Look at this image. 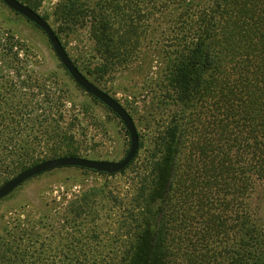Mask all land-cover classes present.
<instances>
[{
    "label": "trees",
    "instance_id": "trees-1",
    "mask_svg": "<svg viewBox=\"0 0 264 264\" xmlns=\"http://www.w3.org/2000/svg\"><path fill=\"white\" fill-rule=\"evenodd\" d=\"M19 1L37 11L44 0ZM53 16L61 31L87 28L105 73L139 57L153 22V153L137 163L139 140L119 172L135 165L110 240L121 249L100 260L264 264L253 198L264 185V0H58ZM13 43L0 46V182L49 158L95 159L83 120L96 122L91 106L101 102L65 69L48 85L22 74L31 63ZM12 228L0 232V264L40 262L45 253L20 248ZM72 238L41 264L87 257L86 242Z\"/></svg>",
    "mask_w": 264,
    "mask_h": 264
},
{
    "label": "rangeland",
    "instance_id": "rangeland-1",
    "mask_svg": "<svg viewBox=\"0 0 264 264\" xmlns=\"http://www.w3.org/2000/svg\"><path fill=\"white\" fill-rule=\"evenodd\" d=\"M57 1L44 0L37 11L41 15L48 14L47 21L83 73L116 98L132 116L143 143L137 163L145 164L153 153V77L157 67L153 59V22L149 40L143 43L139 57L125 68L117 67L105 73L104 67L101 68L103 63L95 59L93 42L86 27L77 26L69 33L61 31L60 23L53 16ZM5 40L14 42L19 56L28 58L31 63L32 71L22 74H40L46 78L39 81L41 85L52 83L54 76L57 80L67 77L43 31L0 0V46ZM91 110L97 115V121L85 118L83 122L89 127L87 137L92 157L120 160L129 148V136L123 123L101 103L91 106ZM134 166L115 176L63 167L32 177L0 200V232L18 225V229L11 230L15 231L16 237L23 233V238L15 239L20 248L27 245L35 254L45 253L37 264L46 263L54 251L63 244L68 245L70 234L73 244L78 242L79 236L81 242H86L88 253L81 260L75 255L67 256L65 264H105L106 260H100L101 257L121 249L119 243L110 240L114 236L113 228L118 224L122 198L131 191ZM115 197L113 201L111 198ZM253 198L259 222L264 227V185ZM69 218L76 219L78 224L68 221ZM23 227L27 231L31 229L30 232Z\"/></svg>",
    "mask_w": 264,
    "mask_h": 264
},
{
    "label": "water",
    "instance_id": "water-1",
    "mask_svg": "<svg viewBox=\"0 0 264 264\" xmlns=\"http://www.w3.org/2000/svg\"><path fill=\"white\" fill-rule=\"evenodd\" d=\"M8 8L32 22L46 35L59 62L74 82L86 93L95 97L110 109L123 123L128 136L129 148L120 160L93 159L81 156H60L49 158L18 172L0 185V200L9 195L26 180L39 174L63 167H79L96 172L115 174L125 169L135 158L139 150V134L135 122L126 108L111 94L101 89L83 74L69 56L52 26L39 12L31 9L19 0H1Z\"/></svg>",
    "mask_w": 264,
    "mask_h": 264
}]
</instances>
